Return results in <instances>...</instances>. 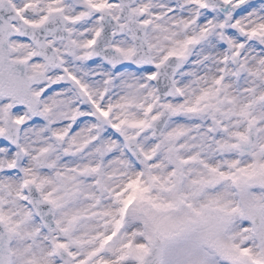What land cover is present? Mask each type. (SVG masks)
I'll list each match as a JSON object with an SVG mask.
<instances>
[{
	"label": "snow or ice",
	"instance_id": "1",
	"mask_svg": "<svg viewBox=\"0 0 264 264\" xmlns=\"http://www.w3.org/2000/svg\"><path fill=\"white\" fill-rule=\"evenodd\" d=\"M0 264H264V0H0Z\"/></svg>",
	"mask_w": 264,
	"mask_h": 264
}]
</instances>
